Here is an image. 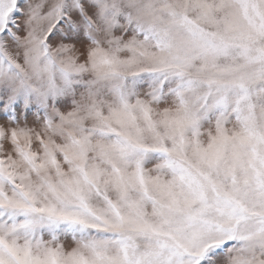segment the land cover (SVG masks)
I'll use <instances>...</instances> for the list:
<instances>
[{
	"label": "snow or ice",
	"instance_id": "6c2138e0",
	"mask_svg": "<svg viewBox=\"0 0 264 264\" xmlns=\"http://www.w3.org/2000/svg\"><path fill=\"white\" fill-rule=\"evenodd\" d=\"M0 264H264V0H0Z\"/></svg>",
	"mask_w": 264,
	"mask_h": 264
}]
</instances>
